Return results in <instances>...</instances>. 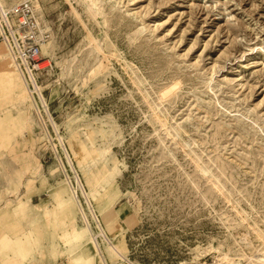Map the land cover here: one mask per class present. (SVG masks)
I'll return each mask as SVG.
<instances>
[{
    "label": "rangeland",
    "instance_id": "obj_1",
    "mask_svg": "<svg viewBox=\"0 0 264 264\" xmlns=\"http://www.w3.org/2000/svg\"><path fill=\"white\" fill-rule=\"evenodd\" d=\"M1 1L50 39L43 101L0 42V264H264V0Z\"/></svg>",
    "mask_w": 264,
    "mask_h": 264
},
{
    "label": "built area",
    "instance_id": "obj_2",
    "mask_svg": "<svg viewBox=\"0 0 264 264\" xmlns=\"http://www.w3.org/2000/svg\"><path fill=\"white\" fill-rule=\"evenodd\" d=\"M49 34L48 30L39 28L30 2L6 8L0 1V42L5 45L32 100L36 95L43 101V95L38 84L40 74L43 71L40 66L44 62L41 57V45L50 38ZM68 185L76 201L81 220L100 248L104 243L109 242L110 238L103 227L93 201L79 177L73 183L70 181Z\"/></svg>",
    "mask_w": 264,
    "mask_h": 264
},
{
    "label": "bare ground",
    "instance_id": "obj_3",
    "mask_svg": "<svg viewBox=\"0 0 264 264\" xmlns=\"http://www.w3.org/2000/svg\"><path fill=\"white\" fill-rule=\"evenodd\" d=\"M1 1V0H0ZM84 1H86V2H88V3H90V5L91 6H94L95 7V5H96V2H97V0H84ZM1 4L2 5H4L6 8H10V7H7L2 1H1ZM15 6V5H14ZM12 7V6H11ZM90 8V7H89ZM34 10V9H33ZM34 14H35V12H34ZM35 19H36V22H37V24H38V26H39V28L41 29V26H40V24L38 23V20H37V16H36V14H35ZM50 39V38H49ZM48 39V40H49ZM48 40L46 41V42H48ZM45 42V43H46ZM45 43H43L42 45H41V50H42V48L43 47H45L46 45H45ZM1 44H3L2 42H1ZM4 45V44H3ZM5 46V45H4ZM6 48V47H5ZM7 50V49H6ZM7 53H8V51H7ZM8 56H9V54H8ZM9 59H10V61H11V63H12V60H11V58H10V56H9ZM13 64V63H12ZM14 66V65H13ZM15 68V67H14ZM16 70V69H15ZM18 73V72H17ZM19 75V74H18ZM20 77V76H19ZM21 79V78H20ZM22 81V80H21ZM23 83V82H22ZM24 85V84H23ZM25 87V86H24ZM28 93V92H27ZM71 149H72V151H73V153H74V155L78 158V164H79V166H81L82 164H83V161H84V155H83V153L81 152V150H80V148H79V150L77 151V150H75L74 149V144L73 145H71ZM83 157V158H82ZM28 171V170H27ZM87 180V179H86ZM87 183H88V185H90V181L88 180L87 181ZM67 189V188H66ZM66 191V190H65ZM64 190L63 191H61V192H59L57 195H56V200H57V205H58V208H63V209H65V208H68V207H70L71 206V202H72V200L70 199V197H68V195H66V192H65ZM63 194H65V195H63ZM86 231V230H85ZM72 232H75L76 234H78V236H82V232H77V231H75L74 230V226H72ZM92 245H93V248H95V250H96V247H95V245L93 244V242H90ZM109 244V243H108ZM91 245V246H92ZM108 249L112 252V254L113 255H115L117 258H120V259H123V256L118 252V250L114 247V246H108ZM109 251V252H110ZM227 258V257H226ZM223 259V258H222ZM102 261V260H101ZM226 262V261H225ZM230 264V263H229Z\"/></svg>",
    "mask_w": 264,
    "mask_h": 264
}]
</instances>
